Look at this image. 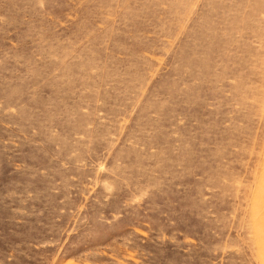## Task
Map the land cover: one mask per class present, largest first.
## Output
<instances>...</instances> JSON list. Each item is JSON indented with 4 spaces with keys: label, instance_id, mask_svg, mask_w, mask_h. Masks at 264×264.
Returning a JSON list of instances; mask_svg holds the SVG:
<instances>
[{
    "label": "rangeland",
    "instance_id": "1",
    "mask_svg": "<svg viewBox=\"0 0 264 264\" xmlns=\"http://www.w3.org/2000/svg\"><path fill=\"white\" fill-rule=\"evenodd\" d=\"M0 264H264V0H0Z\"/></svg>",
    "mask_w": 264,
    "mask_h": 264
}]
</instances>
